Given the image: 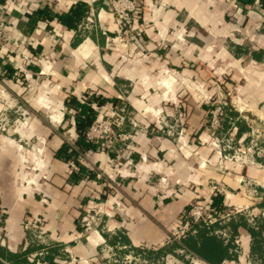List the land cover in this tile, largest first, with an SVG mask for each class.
I'll return each instance as SVG.
<instances>
[{"label":"crops","instance_id":"crops-1","mask_svg":"<svg viewBox=\"0 0 264 264\" xmlns=\"http://www.w3.org/2000/svg\"><path fill=\"white\" fill-rule=\"evenodd\" d=\"M134 1L128 42L104 0L3 2L0 264H149L146 252L264 264V226L231 216L185 237L190 249L171 236L193 201L218 195L223 210L264 218V152L247 164L214 152L200 102L215 78L243 81L264 123V0ZM75 102L91 123L121 109L126 138L84 144L91 123ZM179 112L182 133L169 136Z\"/></svg>","mask_w":264,"mask_h":264},{"label":"rangeland","instance_id":"rangeland-1","mask_svg":"<svg viewBox=\"0 0 264 264\" xmlns=\"http://www.w3.org/2000/svg\"><path fill=\"white\" fill-rule=\"evenodd\" d=\"M210 85L211 94L200 96V102L204 107L202 124L208 129L211 149L225 155L226 160L241 164L252 161L256 154L262 156L264 152V123L256 118L254 115L256 111L245 105L242 92L243 81L230 82L221 77L213 79ZM176 111L178 115V110ZM215 114H217L218 125L212 127L211 119ZM177 115L176 124L174 120L173 126L169 124L172 127L168 129L169 135L172 137H175V133L176 136H180L182 133L183 116L177 117ZM238 130H243L245 137L236 138L235 134ZM260 202H264V192L261 194ZM222 210L223 208L216 211L223 214ZM225 212L229 214V217L231 216L232 220L247 223L251 228L264 226V218L261 213L259 214L251 208L240 211L226 209ZM144 255L149 260V264L160 262L159 253L146 252ZM144 255L142 254L143 257Z\"/></svg>","mask_w":264,"mask_h":264},{"label":"built area","instance_id":"built-area-1","mask_svg":"<svg viewBox=\"0 0 264 264\" xmlns=\"http://www.w3.org/2000/svg\"><path fill=\"white\" fill-rule=\"evenodd\" d=\"M8 1L11 4L21 3L23 0H0V49L5 47L4 26L6 20V11L3 2ZM113 15L117 26V35L120 40L128 42L134 31V21L140 12V7L134 0H104ZM179 117L181 114L179 112ZM126 116L119 108H113L111 113L106 116L96 118L86 130L84 137L89 143L106 144L107 147H113L116 143L123 141L126 137L122 130L125 125ZM181 121V119H180ZM167 125L168 129L172 128ZM212 127L218 125L217 114L212 116ZM169 134V130H168ZM170 136V135H169ZM214 197L201 203L193 201L187 211L181 218L179 227L172 232L173 240L185 238L189 233H193V226L203 224L209 226L217 223L219 219L223 220L229 217V214L222 210L223 214L217 213L212 207ZM3 234V218L0 214V237ZM7 264V263H6Z\"/></svg>","mask_w":264,"mask_h":264},{"label":"trees","instance_id":"trees-1","mask_svg":"<svg viewBox=\"0 0 264 264\" xmlns=\"http://www.w3.org/2000/svg\"><path fill=\"white\" fill-rule=\"evenodd\" d=\"M33 17H37V18H52L53 15L49 14L48 11L46 10H39V11H36L32 14ZM77 16H79V14L77 13ZM56 18H58V20H60L61 22H65V16H56ZM70 19V18H69ZM77 107L79 106V109L81 111L82 114H85V122L87 124L91 123L92 121V109L85 106L84 104H79L77 102H75ZM82 139H83V143L84 144H87V146H91V143L87 142V140L84 138V135L82 136ZM222 196L218 195V196H215L214 200H213V203H212V207L216 210H220L222 209ZM216 225V223L214 224H210L209 226H205L203 224H198V225H195L193 226V233H197L198 235L201 233V235L205 234V232H209V230L211 229V227H214ZM191 233L187 234L185 237H191L190 236ZM186 238L184 239L183 238V241H182V244L185 246V247H189V249L191 248V245L187 244V240ZM188 239V238H187ZM173 245H177L176 243H173ZM189 245V246H188ZM200 256V255H199ZM201 258L204 260V256L202 257L201 255Z\"/></svg>","mask_w":264,"mask_h":264}]
</instances>
